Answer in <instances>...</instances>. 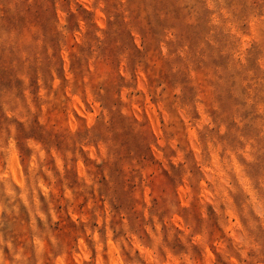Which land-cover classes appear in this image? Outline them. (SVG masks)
Returning a JSON list of instances; mask_svg holds the SVG:
<instances>
[{
    "label": "clouds",
    "instance_id": "9594fccd",
    "mask_svg": "<svg viewBox=\"0 0 264 264\" xmlns=\"http://www.w3.org/2000/svg\"><path fill=\"white\" fill-rule=\"evenodd\" d=\"M0 264H264V0H0Z\"/></svg>",
    "mask_w": 264,
    "mask_h": 264
}]
</instances>
